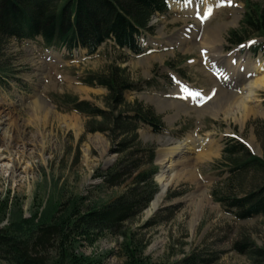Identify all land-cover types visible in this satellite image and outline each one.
Instances as JSON below:
<instances>
[{"label": "rangeland", "instance_id": "374dc122", "mask_svg": "<svg viewBox=\"0 0 264 264\" xmlns=\"http://www.w3.org/2000/svg\"><path fill=\"white\" fill-rule=\"evenodd\" d=\"M244 1L264 9V0L170 2L187 6L189 13L169 7L167 14L154 16L150 21L152 33L139 40V55L120 51L112 43L102 45L92 56L79 51L71 57L54 50L45 52L38 41L0 43V69L4 71L0 74V111L12 118L9 131L1 127L0 140L14 134L28 142L26 157L19 159L14 150L3 155L1 167L9 169L12 160L18 166L12 175L9 170L0 173V204L8 199L9 214L20 212L23 218H29L49 198L54 203L61 196L63 200L82 196L88 203H96L124 192V184L99 187L101 178L97 176L117 159L111 153L109 136L86 132L89 119L52 101L68 96L104 109L106 90L87 87L81 81L118 66L125 69L130 82L140 87L124 94L126 105H141L159 116L164 126L155 134L139 125V143L155 149L158 174L168 168L165 177H178L155 211L146 214L150 202L128 225L149 240L144 255L152 264H179L193 252L203 259L199 264H251L233 250V243L249 239L262 246L264 220L239 221L216 200L242 195L264 182L262 172L233 177L231 164L223 156L226 147L242 143L251 155L264 161V87L251 89L253 96L247 97L249 85L260 81L263 73L251 71L230 84L226 80L230 72L244 70V66H264V57L254 53L263 39L250 32L242 34ZM230 32L244 38L245 43L239 47L231 44ZM207 48L226 56L221 64L211 62L220 70L207 67ZM179 88L187 92L185 98L175 96ZM229 92L236 94L233 99L225 94ZM178 147L183 156L191 158L186 169L176 166L179 158L163 161ZM140 163L143 169L148 168L146 159ZM168 192L182 196L167 200ZM159 211L158 218L163 221L152 229H142ZM120 242V238L107 235L93 248L82 247L80 252L100 257L103 264H123Z\"/></svg>", "mask_w": 264, "mask_h": 264}, {"label": "trees", "instance_id": "16d2710c", "mask_svg": "<svg viewBox=\"0 0 264 264\" xmlns=\"http://www.w3.org/2000/svg\"><path fill=\"white\" fill-rule=\"evenodd\" d=\"M167 11V0H0V43L41 38L45 49L63 48L69 53L83 49L93 55L102 44L111 41L119 50L140 54L138 40L152 33L151 18ZM241 25L242 34L250 32L264 40V9L246 1ZM228 40L235 46L245 41L235 32L229 33ZM258 50L264 55V43ZM3 72L0 69V74ZM81 84L106 90L104 109L68 96L52 101L59 108L89 119L86 132L109 136L111 153L117 159L97 176L101 178L99 187L124 184L125 190L115 198L96 203H88L82 196L65 200L61 196L54 203L49 198L29 218H23L20 212L9 214L6 199L0 204V264H103L100 257L86 256L80 248H93L107 235L121 239L123 264H152L144 255L149 240L128 225L142 215L158 191L153 180L158 171L154 165L155 150L141 146L137 129L145 125L159 134L163 124L141 105H126L124 94L140 87L129 81L124 68L112 66L103 75H88ZM255 136L259 138L258 129ZM223 156L231 164L233 177L264 173V161L252 156L241 143L226 147ZM142 159H146L148 168L143 169ZM180 196L182 193L168 192L166 198ZM216 200L239 221L264 220V182L242 195ZM160 212L142 229L161 223ZM4 221L6 224L1 226ZM233 250L246 256L251 264H264V244L257 246L246 239L233 243ZM201 262L203 259L193 252L179 264Z\"/></svg>", "mask_w": 264, "mask_h": 264}, {"label": "bare ground", "instance_id": "6f19581e", "mask_svg": "<svg viewBox=\"0 0 264 264\" xmlns=\"http://www.w3.org/2000/svg\"><path fill=\"white\" fill-rule=\"evenodd\" d=\"M174 4L170 5V9H172V10L175 9V10H178L179 12L189 13V8L187 6H185V5L179 6V5H174ZM213 49L207 48V50H205V54L207 55V58H208L206 65L210 70L218 71V70H220L219 66H217L211 62L214 61L217 64H219L220 62H223L227 59H226V56L219 55V52L216 53V52H214ZM229 59H231V58H229ZM242 69H244V70L240 69V70H234V71L230 72L229 76L226 77L228 84L234 82L238 78H245L246 75L248 74V72H251V71L260 70L263 73V78L260 81H258L257 83H252L249 85V87L247 89L248 90V92H247L248 96L247 97L249 98L251 94L253 96V93H252L253 91L264 87V66H258L257 67L255 64H251L250 68H247V66L246 67L244 66V68H242ZM221 76H224V75H221ZM251 89H253V91ZM186 93L187 92L184 91L183 88H179L178 90H176V92L174 94H175V96H181V97L185 98L187 95ZM225 94L228 97H230L231 99H233V97L236 95V94L231 93V92L225 93ZM160 110H161V108H159V111ZM11 122H12L11 116L8 113H5L4 111H0V129L2 126H4L9 131V126H10ZM13 135L8 136V138L6 140H0V147H3L2 150H0V162L5 159V158H3L4 153H8L12 150H14L15 153H17L19 155V159L26 157L25 156L26 155L25 150H26V146L28 145V142L21 137L19 139H17L15 137H13ZM13 140H16L14 145L12 144ZM173 157L176 159H178V158L180 159L177 162L175 161L176 166L182 167V169H186V167L190 166L191 158L183 156V152H182V150L179 151V147L175 148V149L171 150L169 153H167L164 156L163 161L171 162ZM17 166H18V162L16 160H12V165L9 167V169L6 168V166H3V167L0 166V173L1 172H7L9 170V175H12L14 173V171L17 169ZM167 169L161 171L159 174L157 173L156 174L157 176L155 175L156 177H154L155 181L158 185V192L154 196V199L151 201L150 206H149L148 210L146 211L147 215H148V213L155 211L157 209V207L163 202L165 194H166L169 186L173 182L178 181V177H176V175H172L169 178L165 177V173H167Z\"/></svg>", "mask_w": 264, "mask_h": 264}]
</instances>
